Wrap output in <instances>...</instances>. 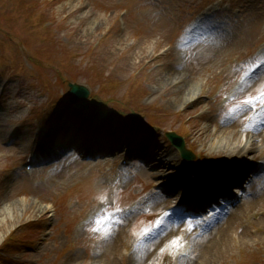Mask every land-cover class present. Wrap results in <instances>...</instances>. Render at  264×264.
Returning a JSON list of instances; mask_svg holds the SVG:
<instances>
[{
  "label": "rangeland",
  "instance_id": "1",
  "mask_svg": "<svg viewBox=\"0 0 264 264\" xmlns=\"http://www.w3.org/2000/svg\"><path fill=\"white\" fill-rule=\"evenodd\" d=\"M208 2L0 0V83L9 84L0 98V242L11 230L14 235L0 252V264H120L124 247L140 264H154L150 260L154 248L144 257L132 248L146 228L132 235L123 231L101 241L93 237L99 232H87L81 222L95 205L91 184H106L94 171L106 173L111 159H99V165L97 161L68 159L62 165L25 175L19 164L30 156L41 157L43 151L48 153L49 145L47 140L41 141L43 150L38 154V138L32 143L31 134L22 128H54L48 139L52 142L69 107L59 109L63 105L58 104L53 123L48 125L55 104L51 95H65L67 80L89 82L102 104L113 109H130L135 101L143 102L146 107L139 108L141 116L137 117L148 120L145 126L156 125L152 128L160 135L171 130L183 134L204 164L223 165L233 159L240 151L230 153L226 147L240 142L241 124L221 125L216 115L222 105L220 98L207 100L227 85L230 65L264 40V0ZM213 4L224 10L203 25L198 46L194 41L178 50L176 42L184 24L198 10ZM7 69L11 74L3 80ZM9 112L12 117H3ZM85 112L99 113L88 108ZM25 113L29 114L25 120L15 122ZM11 129L15 131L9 133ZM260 137L261 142L250 144V151L252 146L264 148V136ZM216 139H224L225 147L220 149ZM141 146L150 147V138ZM165 149L161 162L170 167L176 159L170 147ZM143 163L159 164L152 158ZM17 165L19 170L9 172ZM143 171L137 167L121 183L122 190L146 191L137 199L150 195L149 181L158 178L152 173L141 185L134 184L136 174L145 176ZM167 171L175 173L172 168H161L163 174ZM230 213L218 224L224 222L226 234L218 233L212 224L208 236L194 243L186 264H262L256 259L264 247V190L255 193L250 207L236 206ZM28 221L35 222L31 225L35 231ZM207 248H213L208 260L204 258ZM179 252L172 259L169 255L168 264H181Z\"/></svg>",
  "mask_w": 264,
  "mask_h": 264
},
{
  "label": "bare ground",
  "instance_id": "2",
  "mask_svg": "<svg viewBox=\"0 0 264 264\" xmlns=\"http://www.w3.org/2000/svg\"><path fill=\"white\" fill-rule=\"evenodd\" d=\"M217 140V139H216ZM216 140H214V142L216 141ZM215 143H218V147L221 149V148H224L225 147V145H224V139H221V140H217V142H215ZM226 144V143H225ZM248 144V142L247 141H245V142H239L238 144H233V146L232 147H226V149L228 150V151H230V153H233V152H238V151H240V150H245V149H247V147H246V145ZM224 145V146H223ZM209 147H210V149H212V148H214L215 147V145H209ZM234 192H238V190H235ZM233 195H234V193H233ZM212 256H213V254H212Z\"/></svg>",
  "mask_w": 264,
  "mask_h": 264
},
{
  "label": "snow or ice",
  "instance_id": "3",
  "mask_svg": "<svg viewBox=\"0 0 264 264\" xmlns=\"http://www.w3.org/2000/svg\"><path fill=\"white\" fill-rule=\"evenodd\" d=\"M256 67H258V66H256ZM261 95H264V93H261ZM245 103H251V99H246L245 101H244ZM119 211V210H118ZM108 233H105V235H107ZM144 235H148V233L146 232V233H144ZM173 243H175V241H173Z\"/></svg>",
  "mask_w": 264,
  "mask_h": 264
}]
</instances>
